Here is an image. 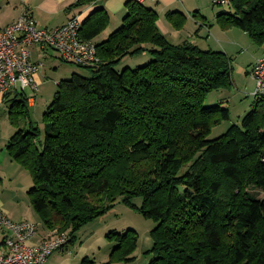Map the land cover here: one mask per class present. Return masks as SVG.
<instances>
[{
    "label": "trees",
    "instance_id": "obj_1",
    "mask_svg": "<svg viewBox=\"0 0 264 264\" xmlns=\"http://www.w3.org/2000/svg\"><path fill=\"white\" fill-rule=\"evenodd\" d=\"M101 0H76L66 10ZM121 25L95 43L89 76L58 82L42 115L32 119L25 91L4 95L15 128L5 149L27 169L32 207L47 229L69 234L118 203L153 222L148 264H264V94L219 136L230 120L209 93L233 85L232 57L183 42L158 27L155 10L128 0ZM219 12L223 30L238 28L264 45V0H231ZM181 28L186 18L168 12ZM104 7L82 19L80 36L93 40L109 25ZM148 52L144 65H121ZM107 262L130 264L135 229L111 230ZM83 264H94L84 259Z\"/></svg>",
    "mask_w": 264,
    "mask_h": 264
},
{
    "label": "crops",
    "instance_id": "obj_2",
    "mask_svg": "<svg viewBox=\"0 0 264 264\" xmlns=\"http://www.w3.org/2000/svg\"><path fill=\"white\" fill-rule=\"evenodd\" d=\"M75 1L76 0H0V28H3L16 20L21 15L24 8L31 11L39 26L52 29L64 24L68 19L75 15H78L83 19L95 8L104 7L109 13L110 23L106 30L93 39V41L97 43L105 40L113 30L121 25L125 14L124 5L128 0H101L100 3L95 5H88L80 9L66 10V8ZM143 5L157 12L158 27L161 32L172 41V43L180 44L183 42H189L201 49L223 51L228 56L233 57V55L229 53L227 44L229 42V36H232V31H235V33L238 32L237 30H234L236 28L221 30L217 23V15L221 11H227L226 8L215 10L209 3V0H144ZM168 12L182 14L186 18L184 25L181 28H175L166 17ZM213 44L218 45L214 46ZM253 50L256 52L250 54L251 58L247 61L249 67L245 68L246 74L242 83H240L243 90V92H241L242 95L251 97L255 89V79L250 73V67L252 68L255 61L264 57V45L253 48ZM30 52L32 59L34 61L42 62L43 66V60L47 58L58 57L62 60L54 50L49 49L43 53L36 44L30 47ZM51 66L57 70L58 65L52 64ZM75 70V68L72 69V71H70L72 72L71 74L77 73ZM44 74L45 70H40L36 75L39 89L43 81H45L44 77L46 79L49 78L48 75L45 76ZM56 83L58 86V82ZM230 89H232V91H227L226 89L219 90L216 95H221V97L216 100L213 99V102L220 103L221 105L223 102L229 104L230 100H224L223 98H225V93L228 94L230 98H232V93H236L233 87ZM37 92L34 94V102H28L30 107L35 105ZM27 96L29 95L27 94ZM227 108L229 109V107ZM8 124L10 126H8ZM37 124L41 128L42 125L39 123ZM14 131L15 128L11 126L9 121L8 108L4 103V95L0 93V166L1 164H4V160L6 161L7 158L9 160L6 161L5 166L9 167L15 162L5 149V146ZM15 167H17V165ZM113 211L114 210H112V212ZM120 213L121 214L115 213L117 216L116 219L110 220L109 215L105 217L102 216L82 227L75 233L74 240L68 242L63 248L54 251L48 257L45 264H83V261L86 258L93 261L94 264L107 262L111 252V244L106 239L107 233L111 230L124 231L129 228L135 229L126 225L132 224L126 221V217H129V222L135 221L140 228H142V230L137 227V229H135L139 232V240L134 253L135 259L130 264H148L151 260V256L143 253L152 247L153 240L149 233L153 227V223L149 220H142L140 215L131 210H121ZM7 214L8 216L10 215V213ZM12 219L14 220L15 218L12 217ZM109 224H114V227H110ZM47 232V230L46 233L44 231L39 233L38 231L34 240L39 241L44 239L47 236Z\"/></svg>",
    "mask_w": 264,
    "mask_h": 264
},
{
    "label": "built area",
    "instance_id": "obj_3",
    "mask_svg": "<svg viewBox=\"0 0 264 264\" xmlns=\"http://www.w3.org/2000/svg\"><path fill=\"white\" fill-rule=\"evenodd\" d=\"M210 1L213 5L227 6L231 0ZM81 26L82 19L75 15L55 28L41 27L31 11L24 8L16 20L0 28V93L38 91L36 75L43 63L31 57L30 47L34 44L43 53L54 50L65 62L80 66L94 64L98 60L96 44L80 36ZM250 73L255 79L252 96L264 94V57L254 62ZM27 97L29 103L34 102V96ZM37 232L36 223L15 221L0 210V264H45L54 251L70 240L67 232L54 228L48 229L44 239L35 241Z\"/></svg>",
    "mask_w": 264,
    "mask_h": 264
},
{
    "label": "rangeland",
    "instance_id": "obj_4",
    "mask_svg": "<svg viewBox=\"0 0 264 264\" xmlns=\"http://www.w3.org/2000/svg\"><path fill=\"white\" fill-rule=\"evenodd\" d=\"M209 3L214 7L215 10L227 8V6L224 7V6L213 5L210 0ZM234 30H237L238 33L232 31L233 33L232 36H229V42L227 44L228 45L227 47L229 49V53L233 55L231 60V64L233 68L232 87L235 89L236 93H232V98H230L229 95L225 93V98L223 99L230 100V103L227 104V102H223L221 105L222 107H229L230 120L223 121L220 125L214 126L211 130L209 138H214L219 136L221 133L225 132L228 126L231 125L232 123H240V119H241L240 117H242L245 113L250 111L252 107L251 102L253 100V96L251 97V96L242 95L241 92H243V90L240 83H242L243 78L246 74L245 68L249 67L247 61L251 58L250 54L256 52L255 50H253V48H257L259 46L256 45L251 40L250 36L246 32L238 28ZM213 45L215 46L218 44H213ZM57 58L51 57L43 60L44 66L41 70H45L44 75L45 76L48 75L49 78L46 79L44 77L45 81H43L39 91L37 92L35 105L31 106V115L34 121L35 122L37 121L36 123L42 125L41 128L43 127V122H42L43 112L45 111L47 106L52 102L54 93L58 87L56 82L71 78L72 72L70 71H72V69L74 68L76 69L75 71L77 72V74L82 76H89L88 68L74 63L65 62ZM150 60H151V56L149 55V53L144 52L142 53V55L138 54L133 57H127V59H125L121 65L130 63L128 65H132L131 67H136V66L144 65ZM52 64L58 65L57 70H55V68L51 66ZM230 88L226 90L232 91V89ZM221 90H225V89H221ZM26 92L29 96H34V93H32L31 90L28 89L26 90ZM217 92L219 91H214L207 95L204 102L205 105L216 104V102H213V99L216 100L219 97H221V95L220 96L216 95ZM224 100H220V101H224ZM8 126L10 125L8 124ZM8 160L9 159L7 158L6 161ZM6 161L4 160V164H1L0 166V210L4 211L5 213L6 212L10 213L9 217L10 218L14 217L15 221L18 220L32 221L37 224L39 233L42 231L46 233V230L48 231V229L44 224V221L42 220L40 214L36 212V210L32 207L31 204V199L28 191L32 187V179L28 170L23 168L21 165H18L16 161L15 162L17 164L14 162V164L12 163V165H10L9 167L5 166ZM16 165L17 167H15ZM112 210L114 211L112 212ZM121 210H131V209L123 204L118 203L113 209L105 213L104 217L109 215L110 220L116 219L117 216L115 215V213L121 214L120 213ZM140 218L142 220L145 219L141 215ZM126 221L128 223H132V224H126L128 225V227H133L135 229L138 228L142 230V228H140L137 222L135 221L129 222L130 221L129 217H126ZM149 221L153 223L151 220ZM113 225L114 224H111L110 227L113 228L114 227ZM150 256H151L150 259H152L153 256L152 255Z\"/></svg>",
    "mask_w": 264,
    "mask_h": 264
}]
</instances>
